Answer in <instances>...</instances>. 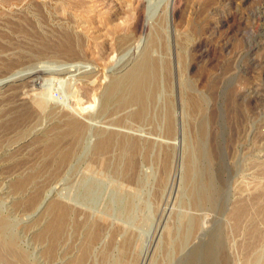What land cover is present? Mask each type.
I'll return each instance as SVG.
<instances>
[{
    "label": "rangeland",
    "instance_id": "rangeland-1",
    "mask_svg": "<svg viewBox=\"0 0 264 264\" xmlns=\"http://www.w3.org/2000/svg\"><path fill=\"white\" fill-rule=\"evenodd\" d=\"M142 1L0 0V264H264V0Z\"/></svg>",
    "mask_w": 264,
    "mask_h": 264
},
{
    "label": "bare ground",
    "instance_id": "bare-ground-1",
    "mask_svg": "<svg viewBox=\"0 0 264 264\" xmlns=\"http://www.w3.org/2000/svg\"><path fill=\"white\" fill-rule=\"evenodd\" d=\"M162 1H164V0H143L141 3L143 4V6H146L147 7V9H148V12H149V14H148V18H150V17H153L156 13H155V11H156V8H157V6L160 4V3H162ZM138 4V3H137ZM163 4V3H162ZM142 6V5H141ZM152 6H155V9L153 10L151 7ZM173 6H174V0H165V6H164V9H165V13L168 15L169 14V16L170 17H172V15H173ZM158 10V9H157ZM163 11V10H162ZM146 14V15H147ZM145 18V17H144ZM147 18V20H149ZM145 22V21H144ZM146 23V22H145ZM143 24V23H142ZM144 25V24H143ZM146 25V24H145ZM67 67V66H66ZM45 69H46V67H44ZM53 68V67H52ZM38 69V68H37ZM51 70V69H50ZM39 71H41V70H28V71H22L21 73H15L14 75H12V76H9V78L8 77H6L7 79H2V80H0V84L2 83H5V82H7V81H10V80H12V79H14V78H17V77H20V78H22V77H28V81L30 82V81H32V80H36V78H39L40 76H39ZM43 71V70H42ZM45 71H47V70H45ZM10 77H13V78H10ZM50 77V79H52V80H54L56 83H59V86H61V85H63V83L66 81V79H64V77L65 76H58V75H55V76H49ZM61 89L62 88H60V89H57V90H59L58 92H57V94L56 95H52L50 98H57L58 96H59V94L61 93ZM125 93H123V95H124ZM122 95V94H121ZM142 95H143V93H141L139 90H138V88L136 87L134 90H130L129 92H127L126 94H125V97L123 98L124 99V101L123 102H126V103H133V102H136V101H141V98H142ZM122 99V100H123ZM143 113H144V107H142L141 108V110H139V112H138V115L139 116H142L143 115ZM147 116V115H146ZM71 128L73 129V130H78V128H79V125H78V123L76 122H72V124H71ZM82 132V131H81ZM83 134V133H82ZM82 137V136H81ZM98 139V138H97ZM96 139V140H97ZM88 141V140H87ZM87 141H85V142H87ZM95 141V140H94ZM101 142V141H100ZM91 143V142H90ZM97 143V142H96ZM107 145V144H106ZM105 145V146H106ZM86 146V145H85ZM89 146H91V145H89ZM94 146V145H93ZM93 146H91V147H93ZM103 146H104V144H103ZM90 148V147H89ZM94 148V147H93ZM106 148V147H105ZM89 150H92V149H89ZM85 151H86V149H85ZM100 154V153H99ZM203 157V156H202ZM177 178V177H176ZM176 184V183H175ZM55 188V187H54ZM53 189V188H52ZM52 189H50L48 192H47V194H46V196H45V198L47 197V196H49V195H51V190ZM48 198V197H47ZM167 199V198H166ZM42 205V204H41ZM204 217H205V215H204ZM214 219H216V218H214ZM204 220V219H203ZM202 220V221H203ZM218 220V219H217ZM206 223V222H205ZM211 226V225H210ZM202 228V227H201ZM200 232V231H199Z\"/></svg>",
    "mask_w": 264,
    "mask_h": 264
}]
</instances>
